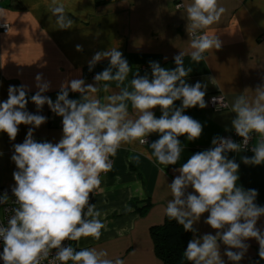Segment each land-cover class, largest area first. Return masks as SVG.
Returning <instances> with one entry per match:
<instances>
[{"label":"clouds","instance_id":"clouds-1","mask_svg":"<svg viewBox=\"0 0 264 264\" xmlns=\"http://www.w3.org/2000/svg\"><path fill=\"white\" fill-rule=\"evenodd\" d=\"M46 7L58 30L73 28L76 22L62 0H46ZM183 7L181 18L187 21L189 39L185 42L190 51L180 50L173 57L174 68L149 61L150 74L141 75L138 69L125 85L133 67L119 48L110 46L96 51L87 62L90 72L104 60L109 62L108 67L97 72L92 83L80 78L78 70L77 75L59 84L55 101L45 95L53 90V84L42 71L35 74L36 91L31 96L28 84L8 86V98L0 101V133H7L15 141L20 125L32 127L22 143L13 144L11 160L17 170L13 172L15 185L11 192L18 206L6 208L13 214L7 225L0 223L3 264H125L106 248L77 250L65 242L101 238L106 224L90 198L97 190L102 191L101 174L112 170L111 158L122 145L136 141L144 145L152 134H159L150 143V155L142 148L139 152L169 166L180 160L183 148L179 137L186 136L188 141L201 137L204 126L186 115L185 110L208 106V83H188L193 69L185 67L184 57L189 55L198 64L207 58L206 52L222 48L220 36L209 35L207 29L218 23L227 10L220 0H185ZM5 17L0 8V21H4L0 27L8 28ZM75 48L84 51L80 44ZM209 79L215 81L214 77ZM261 79L264 81V77ZM109 82H116L118 91ZM101 84L103 92L110 93L104 97L106 102L96 96ZM70 92L79 93V99L70 98ZM29 100L36 105L35 113L27 109ZM176 101H181L179 107ZM129 102L135 115L129 111ZM211 102L219 104L221 97L213 96ZM45 105L62 117L63 135L57 143L34 138V130L47 122L48 118L41 114ZM157 107L161 110L159 118L153 111ZM232 112L235 116L231 127L242 142L217 135L211 148L192 154L176 169L179 175L171 183L165 178V197L170 194L171 199H167L163 212L182 225L185 232L193 233L183 253L191 264H226L225 257L232 264H240L251 247L247 241L252 239L258 242V255L264 260V228L258 227L264 206L257 203L256 189L238 184L240 164L228 155L251 151L252 156L241 157L243 164L264 165V82L239 94ZM252 133L259 134V139L249 148ZM129 159L140 162L139 155ZM9 198L7 192L0 195V205H6ZM126 210L132 211L128 206ZM205 213L208 216L204 223L216 230L215 234L201 235L194 227ZM221 244L226 246L223 253Z\"/></svg>","mask_w":264,"mask_h":264},{"label":"crops","instance_id":"crops-1","mask_svg":"<svg viewBox=\"0 0 264 264\" xmlns=\"http://www.w3.org/2000/svg\"><path fill=\"white\" fill-rule=\"evenodd\" d=\"M67 13L76 22L70 30H58L55 18L46 7V0H1L0 8L6 13L8 30L0 27V101L8 98V86L28 84L35 93L34 77L42 71L51 80L53 90L45 93L55 101L59 84L66 78H72L80 70V78L93 82L97 72L108 67L107 60L97 64L93 71L88 70V60L99 50L108 47L119 48L127 58L133 71L125 85H128L135 72L150 74L149 61H157L161 66L174 68L173 57L180 50L190 51L185 42L189 39L185 19H182L185 0H62ZM182 6L178 7V3ZM190 2V0H188ZM226 12L221 20L207 29L209 35H218L223 41L220 50H210L207 57L196 63L189 55L184 57L185 67L193 71L187 78L188 83L197 81L208 83L205 109L189 108L185 114L202 123L203 133L195 141H188L186 136L179 139L183 151L176 165H160L154 158L140 155L142 148L149 155L150 143L159 138L152 134L149 143L140 145L138 141L125 144L112 157L113 168L101 174L102 191L97 190L91 203H96L102 212L101 219L106 224L99 240L92 237L81 238L77 249L85 247L106 248L110 255L119 256L125 264H163L156 254L151 228L164 222L166 215L165 183H171L176 171L196 152L207 150L213 145L212 139L225 136L234 131L231 119L235 116L232 105L243 91L262 83L264 77V0H220ZM4 21H0L3 23ZM201 33H198V35ZM179 37L180 39H177ZM80 44L84 51H76ZM167 57V60H165ZM40 65H44L40 68ZM209 77H214L213 82ZM103 83V82H102ZM117 90L116 82H109ZM221 93L228 102L225 109H214L209 97ZM110 93L99 91L96 96L101 102ZM70 98L79 99V93H71ZM176 106L181 101L175 102ZM27 109L35 113L36 105L29 100ZM129 111L133 112L129 102ZM159 118V107L153 110ZM48 119L40 128L34 130L38 142L45 140L57 143L61 139L62 117L56 116L47 105L42 113ZM30 125H20L15 141L7 133H0V186H14L13 172L15 163L11 160L14 143H22ZM228 129L227 131L225 129ZM254 135L251 146L259 139ZM139 155L140 162L129 159ZM240 164L238 184L246 189H256L259 193L257 203L264 206V165L249 166L243 164L242 156H252L251 151L229 153ZM166 178V180H165ZM189 191H193L189 188ZM138 205L151 202L150 209L141 215L133 202ZM126 206L132 211H127ZM208 213L194 225L198 234L212 233L214 229L204 223ZM258 227L264 228V217L258 221ZM193 238V233L191 239ZM251 247L240 264H264L258 255L259 245L255 239L247 241ZM226 246L221 244L223 253ZM226 264H232L227 261Z\"/></svg>","mask_w":264,"mask_h":264},{"label":"trees","instance_id":"trees-1","mask_svg":"<svg viewBox=\"0 0 264 264\" xmlns=\"http://www.w3.org/2000/svg\"><path fill=\"white\" fill-rule=\"evenodd\" d=\"M133 205L141 215H144L151 207V202L141 206L135 201ZM156 254L161 258L163 264H191L183 253L191 239L192 233L185 232L183 226L167 216L160 225L151 228Z\"/></svg>","mask_w":264,"mask_h":264},{"label":"built area","instance_id":"built-area-1","mask_svg":"<svg viewBox=\"0 0 264 264\" xmlns=\"http://www.w3.org/2000/svg\"><path fill=\"white\" fill-rule=\"evenodd\" d=\"M1 1V0H0ZM177 2H179L180 0H176ZM178 6H182V3H178L177 4ZM9 28V27H8ZM8 28H4L3 27V30L4 31H7ZM213 96H219L221 97V102L218 104H213L211 102V98ZM209 102L211 104V106L214 108V109H225L228 107V102L226 100V98L224 97L223 94H219V93H216V94H212L210 97H209ZM253 138H254V135L252 134ZM224 137H231L234 141L236 142H242V138L239 137L235 131L231 132V133H227ZM253 141V140H252ZM252 141L250 142V144L248 145L249 148H251V144H252ZM11 188L12 186H0V195H3L4 192H7L8 195H9V201L6 205H0V223L4 224V225H7V220L8 218L13 214L11 213L10 211H5L6 208H12V207H17L18 205H16L14 203V200H15V197L13 196L12 192H11ZM94 194L91 195V198H90V202H91V199L93 197ZM65 243L67 244H71L73 247H76L77 248V242L76 241H66ZM78 250V249H77ZM3 251V248H2V241H0V252ZM54 252V250H53ZM51 259V256L49 257V260ZM0 264H3V261L0 260ZM42 264H48V261H44L42 262ZM68 264H72L71 261L68 262Z\"/></svg>","mask_w":264,"mask_h":264}]
</instances>
